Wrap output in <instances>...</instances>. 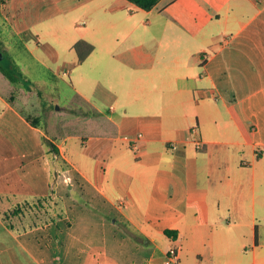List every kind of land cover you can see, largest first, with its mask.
<instances>
[{"label":"crops","instance_id":"crops-1","mask_svg":"<svg viewBox=\"0 0 264 264\" xmlns=\"http://www.w3.org/2000/svg\"><path fill=\"white\" fill-rule=\"evenodd\" d=\"M126 6L142 41L115 20ZM79 14L88 26L69 30ZM0 18L55 77L75 70L78 100L46 132L26 118L41 114L35 93L0 75V195L50 194L44 135L90 203L75 197L70 225L43 237L0 216V264H167L172 246L177 264H264V0H4ZM79 39L94 45L81 63Z\"/></svg>","mask_w":264,"mask_h":264},{"label":"rangeland","instance_id":"rangeland-1","mask_svg":"<svg viewBox=\"0 0 264 264\" xmlns=\"http://www.w3.org/2000/svg\"><path fill=\"white\" fill-rule=\"evenodd\" d=\"M132 6H126L122 9L119 17L116 15V22L118 20L129 26L130 30H134L137 36L142 41V11L133 9ZM69 24V30L74 32L81 31L88 26V21H83L81 14L74 16ZM52 23L40 24L38 26L39 41L43 43L45 38L51 36L49 30H52ZM136 35V34H135ZM0 39L1 48L7 51L10 56L15 60L19 68L25 74L27 79H30L31 83L28 87H25L22 82H10L1 72L3 79L11 85L10 91L13 95L23 93L30 96L35 95L40 104L41 114L39 116L40 126L46 132H52L53 125L59 124V122L67 115V106L76 104V96L73 90V80L75 70H72L70 74H63L61 67V76L55 77L53 72L58 65L50 62L44 55L37 54L38 58L30 55L20 44L14 39L11 33V29L0 18ZM131 39L124 42L123 45L128 44ZM31 47L33 42L31 41ZM57 66V67H56ZM68 68H71L70 66ZM39 92V94H38ZM37 95V96H36ZM78 101V100H77ZM52 115L53 118H50ZM51 164V163H50ZM52 172V165H51ZM68 173V172H67ZM57 184L62 185V189L58 190L59 193L55 194L50 192L48 196L44 198H30V199H16L14 197L1 198L0 199V216L4 219V222L11 224L14 229L24 232L29 231V234L39 235L43 237V228L47 224H54L55 222L68 226L74 218L73 215L66 214L69 208L68 206L76 204L75 194L77 191V183L73 177H67L65 180L63 176L55 174L53 178L54 191L57 190ZM56 186V187H55ZM81 191V190H80ZM72 193V197H67L66 201L63 197ZM84 195H87L86 193ZM90 205L88 198L82 197ZM107 220H111V216H104ZM37 227V229L35 228ZM35 230H32L34 229ZM39 231V232H38ZM41 231V232H40ZM48 232V230L46 231ZM51 234V233H50ZM52 235V234H51Z\"/></svg>","mask_w":264,"mask_h":264},{"label":"trees","instance_id":"trees-1","mask_svg":"<svg viewBox=\"0 0 264 264\" xmlns=\"http://www.w3.org/2000/svg\"><path fill=\"white\" fill-rule=\"evenodd\" d=\"M4 0H0V2H3ZM133 3H135L137 6L144 8V9H150L152 8L159 0H129ZM1 39H0V51L2 52L3 56L0 58V72L10 81V82H22V84L25 87H28L31 83L30 79H27L25 74L22 72V70L19 68L15 60L10 56V54L3 50L1 48ZM73 49L77 55V63H81L94 49V45L84 39H79L73 44ZM39 94V92H38ZM27 120L32 124L33 126H37V121L39 119V116H27ZM42 142L45 146V151L48 156V159L52 165V179L54 178L55 174L61 173L63 170H67L71 167L70 163H68L60 154V151L57 147V145L51 140L46 138L44 135H42ZM51 192L54 193V189H51ZM48 196V195H47ZM70 196V194H68ZM71 196L73 194L71 193ZM45 196L41 197L44 198ZM75 197L83 203H86V200L82 198L81 195L75 194ZM0 198L2 196L0 195ZM41 199L40 197H38ZM10 227H12L11 224H9ZM164 233L166 235H175L176 231L172 229H165Z\"/></svg>","mask_w":264,"mask_h":264},{"label":"built area","instance_id":"built-area-1","mask_svg":"<svg viewBox=\"0 0 264 264\" xmlns=\"http://www.w3.org/2000/svg\"><path fill=\"white\" fill-rule=\"evenodd\" d=\"M192 130H195L192 129ZM141 133H139L137 136H140ZM172 147H175V144H172ZM168 261L167 264H177L178 262V247L177 246H172L168 250Z\"/></svg>","mask_w":264,"mask_h":264},{"label":"water","instance_id":"water-1","mask_svg":"<svg viewBox=\"0 0 264 264\" xmlns=\"http://www.w3.org/2000/svg\"><path fill=\"white\" fill-rule=\"evenodd\" d=\"M2 56H3V54H2V52L0 51V58H2Z\"/></svg>","mask_w":264,"mask_h":264}]
</instances>
